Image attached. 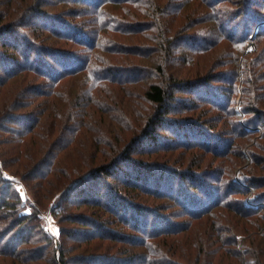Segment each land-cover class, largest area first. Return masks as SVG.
<instances>
[{
	"label": "trees",
	"instance_id": "16d2710c",
	"mask_svg": "<svg viewBox=\"0 0 264 264\" xmlns=\"http://www.w3.org/2000/svg\"><path fill=\"white\" fill-rule=\"evenodd\" d=\"M60 1L73 3L82 9L78 12L93 9L98 16L92 22L75 24L48 12V7ZM60 1L0 0V85L32 74L40 77L41 83L31 87L28 95L36 91L46 98L44 103L35 104V109H41L32 113L22 112L24 108L34 106L25 101V89L18 93L19 99L3 105L6 111L0 116V129L9 133L19 154L15 149L7 152H15L21 162L29 160L24 163L32 179L45 180L49 186L55 184L53 177L59 180L57 214L73 206L103 210L117 224L126 225L137 234L125 237L111 229L109 221H102L98 214L96 219L78 215V221L74 223L80 228L64 230L68 240H120L136 246L135 249H125L120 256L100 253L67 258L62 247V257L54 256L52 264H239L244 257L246 264H264V233L255 234L264 229V48L258 45L264 39V16L254 7L257 1L206 0L207 13L216 18L218 31H209L210 36L205 33L195 37L171 36L172 23L164 22L163 18L170 13L172 5L163 4V0H124L137 9L134 10L137 16L132 17L145 20L137 23H133L132 17L121 20L103 10L107 2L119 0ZM225 7L228 9L223 10ZM222 16L229 19L228 26L234 32L221 31L225 26ZM235 19L237 24L233 22ZM41 31L72 48L41 45L37 41L43 36ZM118 34L135 42V46L114 41L117 36L113 35ZM224 38L242 47V51L248 43L253 46L249 57L245 56L241 71L247 97L244 101L247 118L245 123L237 122L228 130H214L207 126L210 120L200 122L199 115L198 120L175 115L181 110L195 113L204 105L209 110L225 111L227 118V114H231L228 108L236 103L239 66L218 75L209 71L190 80L180 77L171 67L178 60L190 64L195 56L204 55ZM180 51H185L186 55L175 58ZM112 54L134 57L135 61L150 60L154 66L142 67L134 62L138 66L113 69L109 67L113 63L109 58ZM235 58L239 61L240 56ZM170 70L172 73L169 74ZM80 76L85 81L76 97L62 90L63 84ZM144 81L149 84L137 97L147 103L146 111L138 113L130 109L137 117L138 125L132 112L122 106L127 103L124 96L119 107L108 104L112 109L105 111L132 136L119 137V142L100 138L94 154L85 159L68 151L67 147L76 142L81 131L89 128L86 120L79 121L76 112L83 110V104L94 101L98 107L103 106L95 92L110 89L107 84L129 86ZM216 82L224 83L225 87L215 86ZM177 93L184 95L177 97ZM126 95L132 99L130 90ZM186 95L190 98H185ZM60 100L66 108H60ZM41 128L46 132L42 133ZM255 137L260 140L252 145ZM243 140L252 145V164L242 170L237 179L232 165L243 167L248 161ZM225 145L227 148L223 149ZM176 149H204L220 158L221 162H215L218 168L213 172L219 173L220 177L213 180L210 171L203 173L187 167L186 158H183L182 166L187 168L178 171L149 164L141 158ZM67 155H74L73 159ZM174 179H178L175 185L172 184ZM219 181L223 182L220 184ZM53 190L54 186L42 189L37 194L39 204L32 214L21 216L22 201L3 178L0 168V256H10L28 264L40 255L19 247L33 243L38 229L35 222H39L42 207L54 196L50 195ZM136 191L171 200L186 220L179 223L151 212L149 207L135 202ZM151 220L153 224L147 225ZM248 236L251 237L245 241V253H242L238 247L242 238ZM138 247L142 250L137 251Z\"/></svg>",
	"mask_w": 264,
	"mask_h": 264
},
{
	"label": "rangeland",
	"instance_id": "374dc122",
	"mask_svg": "<svg viewBox=\"0 0 264 264\" xmlns=\"http://www.w3.org/2000/svg\"><path fill=\"white\" fill-rule=\"evenodd\" d=\"M25 1V0H23ZM60 1V0H59ZM124 0H119L114 2H107L105 6L103 7V10L107 12L108 14L116 15L121 20H126L127 17H131L135 14L137 16V10L136 8L132 7L131 5L126 4V2H123ZM257 6L254 5V7L257 9L258 13H260L261 16H264V1L263 0H256ZM206 0L200 1V0H163L164 3H170L172 5V8H170V13L165 16L164 22L170 21L171 24V36L178 37L181 34L183 35H189L191 37H195L196 35H204L205 33H210L218 31V25L216 18L213 16L208 15V5L206 4ZM256 4V3H254ZM253 5V4H252ZM251 5V6H252ZM20 6V5H18ZM228 8L225 7L223 10H227ZM48 12H50L54 16H61L64 20L70 21L72 23H79L82 21H86L87 23L92 22L94 19H96V16H98V13L96 11L88 10L89 12L81 11V8H77L73 3L60 1L59 3H54L53 6L47 8ZM78 12V13H77ZM129 15V16H127ZM89 16V17H88ZM17 17V16H16ZM224 24L225 26L222 27L221 31L228 30L226 32H230L231 27L229 25V19L224 18ZM133 23H137L139 21L144 22L145 20L142 19V17L134 18L132 17ZM234 19V18H233ZM235 21V24H237V20ZM86 23V24H87ZM95 26V24H94ZM95 28V27H94ZM29 31L28 29H26ZM233 31V30H232ZM30 32V31H29ZM42 32V31H41ZM42 32L43 36L40 37V39L37 41L41 42V45H44L46 47L51 48H69L71 49V45L65 43L64 41H60L56 38H54L50 33ZM223 32V31H222ZM234 32V31H233ZM208 34L209 36L211 34ZM41 34V33H40ZM217 33H215L214 37H216ZM117 36L114 41H120L121 43L125 44V46H135L134 43H131L128 39H123L124 37H121V35H113ZM112 40V41H113ZM113 41V42H114ZM262 48H264V39L262 41H259V44ZM117 45L113 46L114 48ZM75 47V46H74ZM75 48H79V46H76ZM242 47H238L235 44L231 43L229 39H225L219 42V44H214L211 49L208 50L207 53L201 56H195V58L192 59V62L190 64L186 62H181L178 60V63L175 64V66L171 67L174 69L173 72H179L180 77H183L184 79H197L201 77V74L208 73L209 71L212 72L214 75L221 74L227 70L236 69V67L239 66L240 72L242 71V67L244 64L245 56L247 55L249 57L250 52L253 50V46H251L250 43H248L243 51L241 50ZM239 50V51H238ZM241 50V52H240ZM239 52V53H238ZM186 55L185 51L177 52L175 55V58L181 59L182 56ZM239 55L240 59L239 61H235V56ZM110 61L113 62L112 65L109 67L115 68V67H126V66H138L139 64L142 67L148 66L153 67V63L149 60L145 61H135L134 57H130L127 55H109ZM252 57H255V55H252ZM250 56V58H252ZM234 60V61H233ZM137 64H135V63ZM230 62V63H229ZM239 63V65H238ZM178 66V67H177ZM172 73V70L169 71V74ZM85 79L84 77L74 78L68 81L67 83L63 84L61 87L63 91L69 92L70 96L76 97L77 92L81 91L82 84L84 83ZM156 80H153L154 82ZM160 82V81H159ZM38 83H41L40 77H37L32 74H27V77L25 76H19L17 80L10 81L5 86L0 85V116H2V113H5L6 109L3 107V105H7L14 102L16 99H19V92L23 93L24 89L26 91V102L27 103H33L34 106L30 108H24L22 112H34L38 111L40 108H37V105L35 104H41L44 103V96L38 95L37 92L31 93L28 95V92H31V87L36 86ZM149 84V82H143L138 83V85H129L124 86L123 84L115 85V84H107V86H111L110 89L105 88L103 90H99L95 92L97 99L102 101V105L98 107L95 101L94 103L90 104H83V110L80 112H76V115L78 116L79 121H87L89 128L84 129L85 131H81L79 136L75 139L76 142H72L68 148V151L75 154V156H78V154L83 158H87L90 155L94 154V147L97 145V140L100 138L107 139H113L116 142H119L120 138H128L129 136H132L131 133L127 132L126 129L117 123L113 117L112 114H108L105 112L106 110H111L112 107H109L111 105L113 106H120L121 104V98L124 96L126 99L125 101L128 103L125 104V102L122 104L123 107L126 108V110H129L132 112V116L134 118L135 124L138 125L137 117H134V113L132 110H136L138 113L139 111H146L147 103L143 102L141 98L137 96L144 93V88ZM123 85V86H122ZM217 87H225V84L222 82H216L214 83ZM29 88V89H28ZM131 92L132 99H129L127 97V93ZM237 94H236V103L233 104V106H230L228 110H230V115L227 114V118L225 117L226 112L223 111V113H220L219 110H209L207 106L203 108H198L195 113H193L191 110H181L175 115L176 117H193V120H198V115L200 116V122L204 120H210L207 126L213 128L214 130H228V128H231L233 124H236L237 122L245 123L246 115L244 112V101H246V95H245V88H244V76L241 72L239 80L237 82ZM184 95L183 93H177V97H181ZM19 96V97H18ZM18 97V98H17ZM185 98H190L189 95L184 96ZM182 98V97H181ZM117 100V101H116ZM60 108L63 106L66 108L65 104H63L60 101ZM119 102V103H118ZM108 104H111L108 106ZM146 106V108H145ZM179 110V108H178ZM231 111H235L234 113ZM210 113V115H208ZM193 114V115H192ZM196 114V115H194ZM226 118V119H224ZM140 123V122H139ZM231 124L230 126H226L227 124ZM64 123L62 122V125ZM206 124V123H205ZM42 133H45L46 131H43ZM260 130V128H258ZM83 130V128H82ZM261 131V130H260ZM12 137L7 133L5 130L0 129V168L2 170L3 178L10 183V185L13 188L14 194H17L21 201H22V209H21V216L24 215H30L34 211L35 207L39 204L37 200V194L41 192L42 189L47 188H53V193L50 195H54L52 199L48 202H46V206L42 207L41 209V215L39 219V222H35V224H38V229L36 230V236L34 237L33 243H30L25 246V244L20 245V249L26 248L28 251H33L38 253L39 256L35 257L36 259L30 261L28 264H52V258L55 256L58 259L62 257V247H64L65 254L68 257L75 256H86L91 254H106L111 256H120V253L123 250H133L136 246L130 245L126 241H120V240H101V239H95L90 242H78L74 240H68L64 235V230L66 229H74V228H80L78 224L74 223L76 220L78 221L77 217L80 216H89L92 219H96L97 214L98 216H102V221L108 220L110 225L109 227L111 229H116L117 231L121 232L125 237H133L137 233L135 231H130V228H128L126 225H120L117 224L114 220H112L111 215L107 213L106 211H99L98 209H91L88 207H69L68 209L64 210L63 213L55 212V207L57 204V197L59 189L57 187V183L59 180L57 178L53 177L55 184H51L50 186L47 185V181L42 180L40 178L34 180L31 177V174L28 170V168L25 166L24 162H29V160L25 159L26 161L19 160V157L15 155V152H11L10 154L7 151H10L11 149H15L16 152L19 154L17 148H15L17 145L15 142L10 141ZM259 137H255L253 140V144L258 143ZM228 142V141H227ZM264 142V141H263ZM228 145V144H227ZM227 145L223 147V149L227 148ZM243 145L245 146V150L248 153L247 154V163L243 167H237L235 165H232L233 172L235 177L238 179L240 173L242 170H245L252 164V156L250 154V149L252 147L251 144H247L245 140H243ZM102 148H105L102 146ZM19 149L21 150V147L19 146ZM109 149V148H108ZM111 150V149H110ZM112 151V150H111ZM112 153V152H111ZM61 154H63L61 152ZM21 155V154H20ZM41 155V154H40ZM42 156V155H41ZM62 156V155H61ZM69 157V155H67ZM74 155H71V159H73ZM69 157V159H70ZM40 158V157H39ZM145 159L149 164H155V165H164L168 166L170 168H173L174 170H183L187 167H194L199 172H207L210 171L211 177L213 180L217 177H220L219 173L215 175L213 173L218 167V163L215 162H221V160L217 159V157H214L211 155L210 152H206L204 149H194L192 151L185 150V149H176L172 151H166V152H160L158 154L152 153V154H146L141 157ZM183 158H186V163H189L187 167L183 163ZM92 161V157L91 160ZM89 161V162H90ZM224 161H222L223 163ZM230 163V162H229ZM31 164V163H30ZM29 164V165H30ZM88 164V163H87ZM222 168L225 169V167L222 165ZM229 169H231V166H228ZM264 174V173H263ZM217 176V177H216ZM264 176V175H263ZM178 179H174L172 184H176ZM220 184L223 181H219ZM137 195L133 199L136 203L143 205L145 207H149L151 209V212H156L157 214L162 215L163 217L166 216L170 219L173 218L176 222L182 223L186 219L184 218V214L179 208H175L173 205V202L171 200H168L166 198H158L153 196L152 194H144L143 192L136 191ZM253 191L251 192V195H249V198L253 195ZM39 207V206H38ZM145 224L144 220L141 221ZM152 225V220L147 223V225ZM261 234L264 233V229H262L260 232H255V234ZM13 235V234H12ZM11 235V236H12ZM177 234L176 236H178ZM253 235V234H252ZM14 236V235H13ZM12 236V237H13ZM9 238V239H12ZM251 236L242 238L240 242V246L238 247V250H240L242 253H245L244 244L247 238ZM15 242V241H14ZM3 248V247H2ZM43 248V249H42ZM58 248V249H57ZM1 249V248H0ZM137 251H141V247L136 248ZM220 254V253H219ZM218 254V255H219ZM217 255V256H218ZM25 257V256H24ZM218 259L215 257V260ZM246 258L244 257L239 264H246ZM22 260V259H21ZM25 260V259H24ZM234 260V259H233ZM0 264H22V261L13 259L10 256H0Z\"/></svg>",
	"mask_w": 264,
	"mask_h": 264
}]
</instances>
